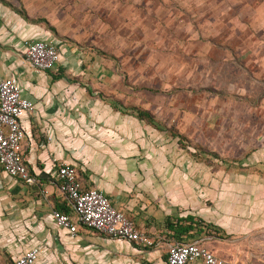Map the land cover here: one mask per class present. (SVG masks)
<instances>
[{
  "label": "crops",
  "instance_id": "0c3cea01",
  "mask_svg": "<svg viewBox=\"0 0 264 264\" xmlns=\"http://www.w3.org/2000/svg\"><path fill=\"white\" fill-rule=\"evenodd\" d=\"M150 1L0 0V77L15 76L22 94L34 103L32 113L24 115L21 124L23 153L30 169L38 174V182L27 186L11 179L43 204L40 217L45 222L54 224L51 212L67 207L55 184L56 166L66 162L77 166L85 188L101 190L137 228L154 238L168 231L165 225L162 230L146 226L131 212L134 193L141 186L137 178L150 171L134 167L130 138L122 136L133 123L127 109L123 113L102 99L119 94L115 86L119 58H103L100 52L103 47L118 48L110 34L118 31L121 22L133 27L138 17L148 24L147 18L155 15L167 22L174 19L173 24L174 17L179 23L193 24L188 18L193 10L187 5L196 0H183L177 7H167L168 0ZM216 2L201 15L205 29H198V20L183 30V39L176 43L175 57L180 61L176 79L188 82V87L208 90L206 96L227 98L222 100L225 104H238L237 111L245 113L238 118V128L253 129L254 148L238 159L250 168L236 176L226 175L220 200L212 201L206 210L187 213L211 224V235L203 245L221 260L264 264V0H227L214 9ZM34 38L58 46L60 61L53 70L37 72L26 59L25 44ZM202 81L209 84L204 86ZM120 91L125 100L131 94ZM178 106L181 111V103ZM43 228L41 224L37 229L49 252L47 256L42 251L43 264H84L94 252L92 246L101 244V238L89 229L70 236L55 224L50 230ZM139 252L156 264L155 250Z\"/></svg>",
  "mask_w": 264,
  "mask_h": 264
},
{
  "label": "rangeland",
  "instance_id": "374dc122",
  "mask_svg": "<svg viewBox=\"0 0 264 264\" xmlns=\"http://www.w3.org/2000/svg\"><path fill=\"white\" fill-rule=\"evenodd\" d=\"M212 1L188 3L187 8L193 10L188 16L189 23L195 25L200 20L198 29H205V18L201 15L211 7ZM224 1L227 3V0H218L214 9H220L219 4ZM181 4L183 0H168L167 7ZM174 18L177 19L173 24L174 19L167 22L152 15L147 18L148 24H143V19L135 17L133 27L123 21L118 31L110 34L116 38L118 48L103 47L100 52L103 58H119L115 67L119 77L115 86L119 94L102 99L111 102L118 111L125 113L123 109H127V116L133 123L122 136L130 138L134 167L150 171L149 175L137 178L141 186L134 193L131 212L135 211V217L145 221L146 226L162 230L165 225L168 230L155 237V245L150 248L158 254L156 264H166V250L170 244L205 243L212 226L202 217L195 215L193 229L184 234L168 229L167 223L171 218L189 216V211L206 210L212 201L220 200V186L226 175L236 176L239 171L251 167L242 165L238 159L252 153L255 136L252 128H238V118L245 116L244 112L237 111L238 104H225L222 100L227 98L206 96L208 90L188 87V82L176 79L180 63L175 57L176 43L183 39L180 37L183 30L193 24L179 23V18ZM178 23L180 27L176 26ZM198 34L201 36L200 30ZM202 84L206 86L209 82L202 81ZM220 84L216 86L219 88ZM120 90L131 94L125 100ZM226 107L230 111L225 112ZM139 110L147 111L148 117L137 118ZM55 184L58 188L59 182ZM16 186L14 180L2 175L0 170V264H14L24 249L35 245L49 255L47 241L37 229L42 224L43 229L50 230L54 224L41 219L43 204L36 203L25 187ZM60 196L64 198L63 194ZM64 202L66 204L65 199ZM144 215L150 217L147 219ZM94 235L101 238V244L92 246L94 252L84 264H151L139 252L149 248L106 238L96 232Z\"/></svg>",
  "mask_w": 264,
  "mask_h": 264
},
{
  "label": "built area",
  "instance_id": "2783aa9c",
  "mask_svg": "<svg viewBox=\"0 0 264 264\" xmlns=\"http://www.w3.org/2000/svg\"><path fill=\"white\" fill-rule=\"evenodd\" d=\"M24 54L36 70H53L60 61L58 46L43 39H30ZM34 103L22 94L17 78L0 77V168L10 178L27 186L38 182V174L27 164L23 153L25 132L21 124L24 115L31 114ZM58 189L63 194L68 211L53 210L51 218L57 228L76 236L81 229H89L103 236L124 240L141 248H151L154 237L135 226L125 212L116 207L107 195L96 187L85 188L75 164L62 162L56 166ZM42 249L31 246L24 250L14 264H43ZM235 264L227 263L208 250L200 241L170 244L166 250V264Z\"/></svg>",
  "mask_w": 264,
  "mask_h": 264
},
{
  "label": "trees",
  "instance_id": "16d2710c",
  "mask_svg": "<svg viewBox=\"0 0 264 264\" xmlns=\"http://www.w3.org/2000/svg\"><path fill=\"white\" fill-rule=\"evenodd\" d=\"M149 113L147 111L139 110L137 113V118L143 119L144 117H148ZM60 211L66 212L68 211V207L66 209H61ZM194 219L190 216H186L185 218H176L174 222H168L167 228L173 229L180 234L187 233L188 231L193 229ZM166 259V258H165Z\"/></svg>",
  "mask_w": 264,
  "mask_h": 264
}]
</instances>
